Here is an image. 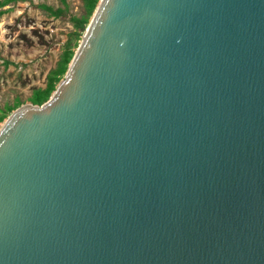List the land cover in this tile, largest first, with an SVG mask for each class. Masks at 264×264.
<instances>
[{"label": "water", "instance_id": "obj_1", "mask_svg": "<svg viewBox=\"0 0 264 264\" xmlns=\"http://www.w3.org/2000/svg\"><path fill=\"white\" fill-rule=\"evenodd\" d=\"M0 264H264V0H99L0 127Z\"/></svg>", "mask_w": 264, "mask_h": 264}, {"label": "rangeland", "instance_id": "obj_2", "mask_svg": "<svg viewBox=\"0 0 264 264\" xmlns=\"http://www.w3.org/2000/svg\"><path fill=\"white\" fill-rule=\"evenodd\" d=\"M42 7L59 9L62 16L53 18ZM84 15L82 0H12L0 8V113L17 102L30 104L32 92L45 89L48 74L69 47L71 18Z\"/></svg>", "mask_w": 264, "mask_h": 264}, {"label": "trees", "instance_id": "obj_3", "mask_svg": "<svg viewBox=\"0 0 264 264\" xmlns=\"http://www.w3.org/2000/svg\"><path fill=\"white\" fill-rule=\"evenodd\" d=\"M12 0H2L0 1V8H4L7 6ZM99 0H82L83 7L85 10V15L80 18H71V23L73 27L72 33L69 35V40L67 41V46L62 51L60 59L57 63V66L54 70H52L47 76V83L45 89H38L32 92V96L30 98V102L33 105H42L45 103L51 96V94L55 91L58 83L63 79L68 65L70 64L73 56L74 50L73 48L78 47V42L81 39V36L85 30L86 25L88 24V18H90L98 4ZM64 3V0H63ZM46 12H48L49 16L53 18H60L62 16L61 10H54L50 7H42ZM21 104L19 102L15 103V105L11 107H7L4 112L0 113V124L6 119L7 113H10L17 108H19Z\"/></svg>", "mask_w": 264, "mask_h": 264}]
</instances>
